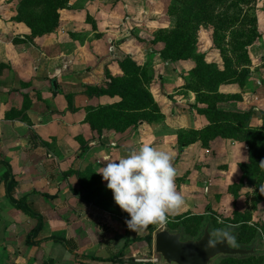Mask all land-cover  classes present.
Instances as JSON below:
<instances>
[{"label": "crops", "instance_id": "obj_1", "mask_svg": "<svg viewBox=\"0 0 264 264\" xmlns=\"http://www.w3.org/2000/svg\"><path fill=\"white\" fill-rule=\"evenodd\" d=\"M173 3L0 0V172L7 168L17 183L14 198L28 195L35 210L43 212L46 205L52 212L73 202L84 186L106 195L110 190L100 168L148 144L169 154L185 200L166 220L217 218L222 212L218 208L232 199L237 209L223 212L230 219L235 212L247 217L226 222L228 226L264 230V81H245L241 91L233 81L219 84L204 98L221 99L220 107L212 104L217 112H204L200 84L184 81L187 73L180 72L186 61H164L159 51L163 43L154 40L150 28H164L171 16L178 18L179 12L170 11ZM56 5L62 7L56 24L37 28L45 18L41 8ZM159 5L166 10H158ZM27 7L34 10L27 12ZM262 15L258 28L264 27ZM125 60L144 71L155 65L164 71L173 64L184 79L135 81L130 90L140 87L156 110H132L131 102L126 107L119 92L109 87L110 79L125 77ZM235 113L244 115L241 126L232 119ZM138 114L146 119L138 120ZM250 131L262 135L260 143L251 146L244 140ZM50 193L48 206L44 195ZM99 206V216L110 219L111 212ZM7 213L25 217L17 210ZM262 240L257 245L264 247ZM86 254L81 258L93 257ZM253 256L264 259L257 251Z\"/></svg>", "mask_w": 264, "mask_h": 264}, {"label": "rangeland", "instance_id": "obj_2", "mask_svg": "<svg viewBox=\"0 0 264 264\" xmlns=\"http://www.w3.org/2000/svg\"><path fill=\"white\" fill-rule=\"evenodd\" d=\"M235 1L237 4L227 5L225 0H203L200 7H197L202 21L197 24L198 26L193 27L194 24H190L187 27L184 31L186 36L175 49L174 54L175 56L181 51L182 55L186 56L184 60L186 64H180L181 68H179L181 73H187L184 81H225L231 74L230 81H235L234 88L237 91L243 90L242 85L245 81L247 83L256 80L264 81V44L261 49H256V45L264 41V27L257 26V18H262L264 14V1ZM158 10L164 11L166 6L159 5ZM171 17L168 23L163 24L164 28H161L162 25L149 26L153 27L154 40L163 43L160 44L161 47L158 44L159 49L161 48L159 51L165 47L164 40L169 36L166 32L169 33L178 26L177 18ZM194 30L196 35L192 33ZM191 38L194 39L193 47H189ZM151 61H148L149 64ZM198 65L203 67L197 70L194 76L195 67ZM254 66L256 68H253ZM177 67L173 64L168 65L164 71L159 70L157 65L147 67L146 77L148 81H178L181 76ZM229 68L235 73L230 72ZM245 71H247L246 76L243 75ZM252 72L256 74L250 75ZM205 83L207 84L199 83L202 94L198 99L204 105L214 104L220 107L217 103H220L221 99L213 102H211L212 99H205L210 97L209 90L214 89V83ZM251 143L254 145L260 143L259 137L253 136ZM1 162L0 159V164ZM6 172H9L7 168L0 172V190L2 189L0 192V264H20L17 258L26 260L25 262L22 260V264H166L154 252V234L165 229L180 233L183 240H193L200 237L206 222L210 224L214 239L233 232L232 246L246 249L254 247L259 254L264 255L261 242L257 245L258 239L264 237V230L249 231L242 229L241 226L233 228L226 224L234 218L236 221L241 219L235 214L230 219V216L223 212L226 207L229 214L231 209L236 210V200L230 199L227 204L224 202L218 208L222 212L217 218L210 216L204 219L198 216L177 223L165 221L154 224L153 231H149L148 225L142 231L132 232L127 229L125 220L121 216L116 218L111 214L107 216L110 219L106 218V220L99 216L100 206L96 195L82 197L79 192L73 202L67 203L68 210L74 211L73 213L64 209L67 204L60 208L56 206L57 209L52 211L54 214L45 205L43 212L36 210L39 215V220L36 221L28 216L26 218V215L18 218L12 213H7L15 209L11 207L10 200L5 194V189L11 187L9 180L5 181L4 185L1 182V176ZM13 195L14 193L12 197ZM50 196L51 193L44 195L48 206L53 200ZM62 201L64 198L61 199ZM252 202L255 203V199H252ZM252 202L250 200L254 206ZM12 222L19 228L11 226ZM132 239H137V242H131ZM262 243L264 244V240ZM24 249H27L26 254L23 252ZM86 253H93V257L101 261L82 259L81 257L87 255ZM253 255L219 256L210 264H264L262 257L257 260ZM108 259L110 261H106Z\"/></svg>", "mask_w": 264, "mask_h": 264}, {"label": "clouds", "instance_id": "obj_3", "mask_svg": "<svg viewBox=\"0 0 264 264\" xmlns=\"http://www.w3.org/2000/svg\"><path fill=\"white\" fill-rule=\"evenodd\" d=\"M260 165L264 167V161ZM99 174L107 182L115 204L128 214L124 223L132 232L164 223L185 203L175 183L177 173L169 154L148 144L106 163Z\"/></svg>", "mask_w": 264, "mask_h": 264}, {"label": "trees", "instance_id": "obj_4", "mask_svg": "<svg viewBox=\"0 0 264 264\" xmlns=\"http://www.w3.org/2000/svg\"><path fill=\"white\" fill-rule=\"evenodd\" d=\"M59 1V0H58ZM179 1L182 2V4L178 5ZM205 1V0H204ZM211 1H216V0H211ZM175 3H173L172 6H170V11L171 12H179V16L177 18L178 26L175 29H172L171 32H166V34H168L169 36L165 38L163 37V40L166 42L165 43V47L164 49H162V51L160 52V57L164 60V61H176V60H186V56L182 55V52L180 51L177 55L174 56L175 54V49L180 45L182 39L186 36L184 31L187 29V27L190 26V24H194L193 27L195 25H197L198 23H200L201 20V13L198 11L199 9H197V7L199 8L201 3L203 2V0H174ZM225 2H227V5H233V4H237L235 0H225ZM239 6L240 3H238ZM205 6V4H204ZM29 8V9H28ZM62 7L60 5H56V6H51V7H42V15H45V18H41V20L39 21L41 24L40 26H38V23H36L37 25H35L37 28H46V27H53L56 24L57 21V17H58V10L61 9ZM40 9V8H39ZM27 12L33 11L34 9L27 7V9H25ZM201 11V10H200ZM47 14V15H46ZM27 25H29V23H27ZM31 26V24L29 25V27ZM198 26V25H197ZM32 27V26H31ZM30 27V28H31ZM197 29V27L195 28ZM194 35H196V30H194L192 32ZM193 38L190 39L191 44L189 45V47H193ZM199 59H201L200 56H198ZM128 60V59H126ZM125 60V61H126ZM121 67L122 70L125 73V77H123L122 79L118 80V79H110L111 81V85H109V87H111V89H113L114 91L119 92V94L121 95L122 99L124 101H126V107H129L130 102H131V106L134 110H144V109H148L149 111H155L156 110V106L155 105H151V99L149 98V95L142 91L140 89V87L132 88L130 90V86L134 85L135 81H148V78L146 77V72L144 70L139 69L138 67H136L135 65L129 63L128 61H126L125 65L124 63H121ZM203 66L198 65V67H195L196 69L194 70V76L197 70H200V68ZM230 70V68H229ZM230 72H232L233 74L235 73V71L230 70ZM244 76L247 75V71H245V73L243 74ZM193 76V77H194ZM231 74L225 79V81H197L198 83H200L202 85L203 84H207L205 82H209V83H214V89L211 91L209 90V92H214L216 87L221 84V83H225V82H231ZM118 81H123L120 82L121 85L117 86L119 83ZM235 82V81H233ZM137 83V82H136ZM200 85V86H201ZM140 86V84H139ZM216 108L214 105H209L206 107V109H204L203 111L206 113L212 114L211 112H217L215 111ZM250 113V112H249ZM248 113V114H249ZM247 114V116H248ZM114 116V115H111ZM138 120H142V119H146L145 115L144 116H140V114H138L137 116ZM220 117V115H219ZM232 119L233 121H235V123H239L241 122V117H244V115H240V114H233L232 115ZM241 126V125H240ZM247 138H244V140H246L247 143L251 144V146H253L254 144L251 143V139L253 136L259 137V139L262 138V135L260 133H256V131H250L248 132V134L246 135ZM11 174H9V172H6L3 176L2 179H5V181L9 180V184H11L10 188H7V190L5 189V194L7 195V198L10 200L11 203V207L14 208L15 210L21 212L22 214L28 216L30 219L39 220V215L37 213V211L33 208L32 204L28 202L27 198L28 195H25L23 197H21L20 199H14L12 197V193L14 188L16 187L17 183L15 182V180L13 179V177H10ZM10 178V179H9ZM81 186V185H80ZM93 184H90V187H92ZM82 191L81 195L82 197L87 196V197H92V196H97V200L103 205V208L107 209L108 211L111 212V214L115 215V216H121L123 220H125L128 217V214L121 211L119 209V207L115 204L114 200H113V196L111 191H106V195L101 196V194H99V190L97 188L94 189H89L87 186L81 187L80 189ZM98 202V203H99ZM99 205V204H98ZM236 215V217L241 218L240 221H245V217L243 216H238L236 213H234ZM233 214V216H234ZM127 216V217H126ZM234 218V217H233ZM235 219V218H234ZM231 220L234 223H237L236 220ZM169 223H177L176 219H168L166 220ZM167 222V223H168ZM181 222V221H179ZM153 225L154 224H150L148 226L149 231H153ZM242 229H247L249 231H254L257 229H253L252 227L246 226L245 224L241 225ZM148 240V238H147ZM131 242H137V239H132ZM31 244V243H29ZM35 244V243H34ZM90 260H100L101 259H95L93 257H87ZM106 261H110V259L106 260ZM262 264V263H260Z\"/></svg>", "mask_w": 264, "mask_h": 264}, {"label": "water", "instance_id": "obj_5", "mask_svg": "<svg viewBox=\"0 0 264 264\" xmlns=\"http://www.w3.org/2000/svg\"><path fill=\"white\" fill-rule=\"evenodd\" d=\"M233 234L229 232L214 239L208 222L200 237L193 240H183L180 233L162 229L154 234V252L166 264H210L219 256H248L256 253L254 247L246 249L232 246Z\"/></svg>", "mask_w": 264, "mask_h": 264}]
</instances>
